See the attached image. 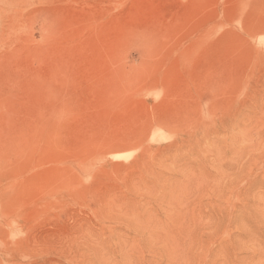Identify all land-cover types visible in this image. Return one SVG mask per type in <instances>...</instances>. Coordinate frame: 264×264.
Listing matches in <instances>:
<instances>
[{
  "label": "rangeland",
  "instance_id": "1",
  "mask_svg": "<svg viewBox=\"0 0 264 264\" xmlns=\"http://www.w3.org/2000/svg\"><path fill=\"white\" fill-rule=\"evenodd\" d=\"M0 264H264V0H0Z\"/></svg>",
  "mask_w": 264,
  "mask_h": 264
}]
</instances>
